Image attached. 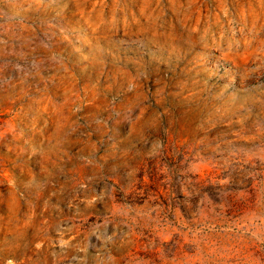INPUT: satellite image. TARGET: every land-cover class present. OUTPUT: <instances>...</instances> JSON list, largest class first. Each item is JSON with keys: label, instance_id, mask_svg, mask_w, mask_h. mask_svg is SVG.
<instances>
[{"label": "rangeland", "instance_id": "rangeland-1", "mask_svg": "<svg viewBox=\"0 0 264 264\" xmlns=\"http://www.w3.org/2000/svg\"><path fill=\"white\" fill-rule=\"evenodd\" d=\"M0 264H264V0H0Z\"/></svg>", "mask_w": 264, "mask_h": 264}]
</instances>
